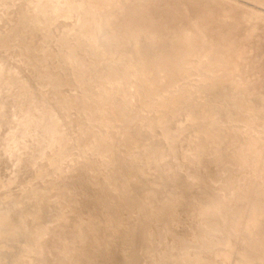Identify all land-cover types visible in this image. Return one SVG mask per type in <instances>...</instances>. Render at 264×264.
Here are the masks:
<instances>
[{
  "label": "bare ground",
  "instance_id": "6f19581e",
  "mask_svg": "<svg viewBox=\"0 0 264 264\" xmlns=\"http://www.w3.org/2000/svg\"><path fill=\"white\" fill-rule=\"evenodd\" d=\"M6 1L5 4L7 5L9 0L7 3ZM14 1L16 0H13L12 3ZM18 1L14 4L17 5ZM34 1L27 3V12L30 9L29 7L32 10L29 12L28 17L25 15L26 20L21 14L25 22L21 20L19 25V21H17V25L20 26L18 29H14L13 24H10V26H12L11 29L15 30L14 32L13 30L10 31L9 26L6 27L8 28L6 30L13 32V34L12 37L7 36L8 38L5 36V40L7 41L10 37L14 39L7 42L3 40V43L0 44L1 47L4 46L5 48L2 49L7 52L11 48L8 46L9 49L6 48V44L11 45L10 42L13 43V40H16V42L19 40L16 45L15 42L13 43L15 46L12 44V49L16 50L13 54L18 57L24 56V53L26 54L24 59H29L26 65H29L28 68L31 70L29 72L27 69L26 72L34 73L35 84L40 94L50 95L51 98L50 101L47 96L45 97L44 105L46 108L41 107L42 110H34V113L32 110L30 111L34 114L31 117V119H34L31 121L33 123V120H35L37 125L35 122L33 124L36 126L29 125L27 132L32 133L35 129L39 131L37 127H40V129L43 128L42 130L45 131L46 135L48 133L49 138V134L58 132L57 124L59 128L62 127V130H65V127L67 129L71 121L67 122L66 120L68 126L63 128V126H59L61 124L65 125L66 122L63 118L65 123L60 121L62 120L60 118H56L60 121L59 123L54 120L55 112L59 108L65 114L67 113L68 117L71 112L73 115V112L76 111V116L83 113L82 116L88 120L89 124L99 123V126H102L105 123L104 127L99 130L100 127L99 129L97 127L93 129L95 127L85 121V124L89 127L85 124L82 127H88L86 129L89 131L85 130L81 134L84 133V144L86 146L88 145L92 150L99 151L98 161L102 169L104 168L103 165L106 166L102 170L100 179L101 182L108 183L106 184L108 186L106 192L109 197L106 207L107 216L111 219L113 226L115 225L112 226L113 229L117 230L118 228V230H121L122 238L129 244L130 241H134L135 237L128 233V224L131 222V225H134L133 227H141L139 235L142 241H139L142 243L140 247L133 252L130 247H123L124 253L132 252L130 254V264H264V0H100L99 4V1L96 0V4V1L93 0L94 5L100 10L96 11L99 13L97 16L95 15L96 18L91 19L92 23H89V18L85 16L82 21L79 19L83 25H81L80 31L77 24V32H73L76 26L72 22V26H74V29L71 30L72 35L74 33L79 34L82 30L84 35L86 29L84 32L82 28H85L86 24L95 26L92 31V33L95 31L94 36H92V33L89 36V40L85 44L87 46L84 48V54L80 52L84 56L81 55L80 58H75L73 50H71V53L67 49L68 46L65 48L68 40L63 33V37L56 39L59 40L57 42L60 45H64L61 48L62 50L60 49L64 55L58 59V62L63 66L68 67L70 65L73 67L70 72L63 67H60V69L57 65L55 67L49 64L48 55L54 56L52 55L54 52L49 50V44L44 43L39 47L35 44L36 49H33L35 53L31 51L30 48L35 47L33 45L35 40L29 34H32L34 30L37 33L41 31L43 36L45 32H48L49 34H46L45 37L47 35L48 39L51 37L50 26L53 24V19L49 17V8L52 10L51 3L56 2L51 1L49 3L51 7L48 5L47 11L46 7L43 8L45 2L42 5V1L45 0H36L33 7L30 6ZM65 1L68 2V0ZM79 1L75 4L77 9L79 7V11L83 8V12H87V10L91 12L94 8V6H91L93 1ZM10 2L9 5L12 7ZM22 2L20 5L23 4ZM56 3L62 6L60 0ZM1 5L0 10L5 13V9H3L5 5L3 4L4 7H1ZM69 8L60 9L64 19L71 16ZM74 8L76 10L75 6ZM13 11L14 9L10 12L14 14ZM57 11L53 9L51 12L54 14ZM7 12H9L8 9ZM96 12L94 9L92 14ZM2 13H0V16H2ZM4 13V19L0 21V24L3 20H8L6 19L7 14ZM53 14L52 17L56 19L55 16L58 17V15L54 14L55 16H53ZM39 15L44 17L43 20H41L42 16ZM63 17L60 16V18ZM121 17H123L121 21H118L120 23L123 21L121 31L120 28H113L115 25L111 28L107 27L105 31H103L105 26H100V23L108 24L104 21H113V18L114 20H120ZM74 18L75 16H73ZM49 19L52 21L50 22ZM10 22L12 21L10 20ZM22 22L25 27L32 23L33 30L29 31L30 26L28 31L25 30ZM116 25H118L117 22ZM3 29H5V26ZM21 29L25 30L23 34L28 37L21 35L22 33L18 34L21 38L14 34ZM6 30H2L4 35L7 34ZM96 32H100L101 36ZM126 32L130 33H127L126 36L124 34ZM60 33L58 36H60ZM65 33L68 36L69 32ZM108 33L111 34L112 44L116 47L113 52L107 51L111 50L107 49V47H111L108 46L111 38H109L108 44H105L104 41L102 43L97 42L99 38L101 40H103L102 38L105 39ZM117 33H119V37ZM81 36L77 39H81ZM125 37H128V39ZM1 39L0 43L2 42ZM107 39L105 41H108ZM69 45L70 49L74 47H71V43ZM76 45L79 46L78 43ZM1 47L0 51H3ZM12 49L8 51L11 54ZM64 50L67 51V54L70 51L71 54L68 57L65 56ZM14 55L10 56L15 59ZM70 55H73L74 58L73 56L69 58ZM88 56H91L92 60H88ZM3 57L0 55L1 64L2 61H6ZM73 63L74 65L76 63V65L73 66ZM101 63L105 65L102 66ZM100 65L103 69L99 67ZM6 66L8 65H5V68H10ZM3 67L0 66V74L5 77L7 72L3 73ZM97 68L105 71L99 73L100 70H97ZM4 70L7 71V69ZM10 70L12 71V69ZM64 75L66 79L68 77V80H64ZM17 76L23 78L20 74H17ZM71 79H73V84ZM19 80L20 83L24 81ZM3 81L1 82L4 83ZM67 81L69 84L66 83ZM98 83L104 84L102 86L104 88L103 90L100 89V92L97 91L99 90V88L97 89ZM29 84L25 80L20 85L21 87L17 91L18 96L32 93L33 90H31L32 87ZM63 87H66L64 91ZM146 96L150 97V100L147 99L148 103L141 106L144 110L139 108L141 109L139 114L136 111L138 116L133 117V119L131 115H134L135 111L133 110L134 113L131 112L134 108L132 105H138V103L146 101ZM83 98L85 102L83 101L84 103L81 105L79 101ZM16 99L18 98L16 97ZM77 106L81 107L82 112ZM138 107L139 105L135 107L136 110H138ZM73 109L76 110L73 111ZM63 111L61 112L63 113ZM149 111L153 112V117L152 114L148 115ZM87 113L90 115V120L86 116ZM56 117L60 116L57 114ZM78 117L81 118L80 114ZM137 122L140 129L135 128ZM114 125L119 127L113 136L114 131L112 134L109 131L115 128ZM113 126L114 128H111ZM156 130H159L160 133ZM60 133L56 135L55 140L52 138L54 141L49 140L58 145L62 144L63 140L61 139L65 137ZM30 134H28L29 138ZM25 141L23 140L24 143ZM119 141L122 143L120 146L123 144L127 146L125 148L127 156L117 168L115 166V149L113 148H116L114 142ZM23 142L21 141L22 145H17L19 149H15L16 153L27 150V145L31 146V144H26L27 142L24 144ZM76 142L73 145L74 147L80 144ZM36 143L38 144V142ZM109 144L115 146H111L110 149ZM88 146L85 148H88ZM37 150L39 151V149ZM57 150L59 151V148ZM95 150L94 152H96ZM7 151L9 150L7 149ZM41 151L43 152V149ZM21 154L22 159H25L23 157L25 153ZM21 154L17 155L21 156ZM40 154L37 153V155ZM46 154L45 152L44 155L47 157L44 159L48 158ZM5 155L4 158L10 154L6 153ZM38 157H36V160H38ZM36 160H34V166L35 164L36 166L39 163L41 164V159H39V162ZM18 162L23 163L21 160ZM42 162L44 163V160ZM36 166L34 170L37 168ZM38 169L43 170V167L35 170L37 171L35 174L37 173L40 176L38 173L41 171L39 172ZM112 170L116 171L115 175H113ZM100 171L99 173H101ZM116 190H121V192H113ZM110 191L111 195L109 194ZM58 211L60 212V210ZM120 213L125 215L122 222L119 220ZM5 222V218L1 214L0 227L5 225ZM44 231L40 232L38 236L42 237ZM6 233H4V236ZM78 233H76L77 236ZM80 240L82 241L81 238ZM237 248H239L238 251L235 250ZM236 251L237 254L239 252V259L236 257ZM232 254L236 259H233ZM137 257L139 258L138 261L135 260ZM128 259L127 257L126 264H129Z\"/></svg>",
  "mask_w": 264,
  "mask_h": 264
},
{
  "label": "rangeland",
  "instance_id": "374dc122",
  "mask_svg": "<svg viewBox=\"0 0 264 264\" xmlns=\"http://www.w3.org/2000/svg\"><path fill=\"white\" fill-rule=\"evenodd\" d=\"M5 1L6 0H0V5L1 7L3 6V4L5 5V7L9 5V2L7 3V5L5 4ZM13 0H11L10 3H12ZM18 1V0H16ZM14 1V2H16ZM20 1V2H19ZM17 5L16 3L14 4V2L12 3V7L10 6L9 8L12 10L14 9L13 13L12 14L10 11L9 8L7 12V9L4 7L3 9H5V14L2 10H0V13H4L6 15V19H8L7 21L6 20H3V22H1L0 24V31H1V36L0 38L1 39V43H3V40H5V36L6 38H8L9 36H11L13 34V32L15 30L11 29L12 26H14L15 28L14 29H18L20 26L17 25V21H19V25H20V21L23 20L25 22V20L27 19L26 17H28L29 15V12H31L32 8L29 7L30 9H28L29 11L27 12V3H31V1L33 0H19ZM22 1H25V5ZM36 1V0H35ZM34 2H32L33 4H30V6L34 5ZM51 1H56L58 2L57 0H50L48 1L47 0V3H46V0L45 1H42V5H44V2H45V6L43 7L45 9L46 7V10L48 11V8L51 7V9H55V10H58L56 13L54 12V14L58 15V17H56L50 10L49 8V14L51 17V19H53V24L50 26V35L51 37L48 39V35L47 37L46 34H49L48 32L44 34L43 36V33L40 31V33L36 32L34 30V32H32V34H29L31 35L32 39L35 40L33 41V45L37 47H39V45H42V44H46L48 45L49 44V50H51V52H54L52 55H54L53 57L48 55V60H49V64L51 66H59L60 67H63L65 70H67L68 72L72 71V68L70 65H68V67L66 66H63V64L59 63L58 62V59H60L61 56L64 55V53L61 51L62 47H64V45H60L57 41L59 40H56L58 39L59 37H63V34H64V37L66 35L67 37V41L66 44H65V48L68 46H70L69 44L71 43L73 47L72 49H70V47L67 49H69L70 51L73 50V54L75 56V58H80L81 55H83L85 52L84 48L87 46L85 44H87V40H89V36H91V33L92 31L94 30V27L93 24L91 25H88L86 24V27L85 28H82L84 29V32H85V29H86V32L84 33L83 35V30L82 32L79 34L78 33H74L72 35V32L71 30L75 28L74 31L77 32V29H78V26H79V31H80V27H82V20L84 19L83 17L86 16V18H89V23L91 22L92 23V20L94 17L96 18L97 13L96 11H99L100 9H98V7H96V5H94L95 3L97 4V1L98 4L100 3V0H95L96 2L94 3L93 0H90L89 2H91V6H94V8L92 9V7H90L92 10L90 12V10H87L88 13H90L88 15V13L85 11L83 12L82 9L79 11V7L77 9V6L75 4H77V2L79 3L80 1L77 0V1H71V0H68L63 2L62 0L61 3H62V6L59 5V3H56L57 6H55L56 4L55 3H51ZM86 2V0H83ZM88 1V0H87ZM23 3L22 5H20V3ZM71 2L69 5L68 3ZM74 2V3H73ZM76 2V3H75ZM51 3V5L49 4ZM64 3V5H63ZM47 4V5H46ZM73 4V5H71ZM15 5V7H17L15 9V7L13 8V6ZM48 5H50L49 7H47ZM71 5V7H70ZM22 6V8H21ZM69 8V10H71V16L68 17V18H65L61 15L62 13L61 10H65L66 8ZM74 6L76 7V11ZM99 6V5H97ZM18 7H19V10L20 12H18ZM64 7V8H63ZM74 9H73V8ZM24 8V9H23ZM26 8V10H25ZM59 8V9H58ZM2 9V8H1ZM25 11H23V10ZM61 9V10H60ZM94 9H95V14H92V12L94 13ZM98 9V10H96ZM147 9V8H146ZM73 10V11H72ZM17 11V13H16ZM24 12H27V13H24ZM83 12V13H82ZM3 13H2V16H0V21H2V19H4L3 17ZM9 13V14H8ZM24 13V14H23ZM85 13V15H83ZM21 14L25 17V20L23 19V17L21 16ZM52 14L53 16H55L56 19H54V17H52ZM17 15V16H16ZM19 15V16H18ZM63 17V18H60V16ZM83 15V16H82ZM96 15V16H95ZM12 16V17H11ZM39 16H42V15H39ZM73 16H75V20L73 19ZM93 16V17H91ZM2 17V18H1ZM20 17V18H19ZM80 17V18H79ZM146 17V16H144ZM144 17L142 18L143 21H144ZM43 16H42V19L39 17V20H43ZM78 18V19H77ZM123 17L119 18L120 20H114L113 18V21H104V22H107L108 24L106 25V23H100V26L102 27V25H104L105 27L103 28L105 31L106 28L113 26L115 25V27L113 26V28H117L119 29L120 28V31H121V27L123 25V21L121 22H118V21H121ZM17 19V20H16ZM79 19L81 21H79ZM12 21L9 23V21ZM50 20V19H49ZM49 20H47L49 22ZM73 20V21H72ZM52 20H50L51 22ZM59 21V22H58ZM70 21V22H69ZM115 21V24L113 23ZM27 22V21H26ZM58 22V23H57ZM72 22H74V26H72ZM78 22V23H77ZM103 22V21H102ZM112 22V23H110ZM116 22L118 23V25H116ZM15 23V24H14ZM23 23V22H22ZM21 23V24H22ZM76 23V24H75ZM120 23V24H119ZM10 24H13L12 26H10ZM31 24V25H30ZM68 24V25H67ZM78 24V26H77ZM16 25V26H15ZM82 25V26H81ZM110 25V26H109ZM5 26V29H3ZM9 26V27H8ZM18 26V27H17ZM24 23H23V25ZM31 28H30V27ZM29 26L25 27L24 29L31 32V29L33 30L32 28V23H29ZM64 26V27H63ZM99 26V25H98ZM118 26V27H117ZM120 26V27H119ZM8 27L11 30H13V32H10L6 29ZM52 27V28H51ZM62 27V29H60ZM74 27V28H73ZM90 27V28H89ZM54 28V29H53ZM71 28V29H69ZM99 29V27H97ZM6 30L5 32L8 34H5L2 32V30ZM69 29V30H68ZM92 29V30H91ZM98 29H96V31H98ZM116 29V30H117ZM21 29L19 32H15L14 34H17V36L19 37L20 35L18 34H21V35H25L23 34L25 32V30ZM55 30V31H54ZM60 30H61V33H60ZM102 30V29H101ZM110 30V29H109ZM115 30V29H114ZM8 31V32H7ZM11 34H10V33ZM52 32V33H51ZM65 32H69L68 33V36H67V33ZM117 32H119L117 30ZM3 33V34H2ZM27 33V32H26ZM29 33V32H28ZM42 33V34H41ZM60 33V36H58V34ZM63 33V34H62ZM90 33V34H89ZM95 33V31L92 33V36H94L93 34ZM97 34H100V32H96ZM127 33H124L126 36H127ZM130 33V32H129ZM128 33V34H129ZM82 34V36H81ZM119 33H117V36H118ZM123 34V35H124ZM36 35V36H35ZM41 37H40V36ZM111 34L108 33V36H105V39H107L108 41H105L104 38H102L103 40H101L99 38V40L97 39V42H105V44L109 42V38ZM121 36H123L122 34H120ZM124 35V36H125ZM8 36V37H7ZM15 36L17 39L18 37ZM27 36V35H25ZM79 36H81L80 38L81 39H77V37L79 38ZM88 36V37H87ZM98 37V35H96ZM99 36V37H100ZM12 37V36H11ZM11 41L12 39L14 38H11ZM28 37V36H27ZM53 37V38H52ZM119 37V36H118ZM129 37V36H128ZM128 37H125L126 39H128ZM4 38V39H3ZM21 38V36H20ZM46 38V39H45ZM59 38V39H60ZM8 39V40H10ZM52 39V40H50ZM65 39V38H64ZM70 39V40H69ZM7 40V41H8ZM44 40V41H43ZM48 40V41H47ZM75 40V41H74ZM6 41V42H7ZM19 41V40H18ZM17 41V42H18ZM38 41V42H37ZM15 42V43H14ZM16 40H13V43L16 45L17 44ZM50 42V43H49ZM112 38L110 40V44H108V46L110 45L111 47H107V49H111V50H107V51H111L113 52L116 47L115 45L113 46L112 44ZM9 43V42H8ZM11 45L13 44L12 42H10ZM38 43V44H37ZM69 43V44H68ZM78 43L79 46H77L76 44ZM5 44V43H4ZM13 44V45H14ZM51 44V45H50ZM68 44V45H67ZM74 44V45H73ZM81 44V46H80ZM10 44H6V48L10 47L11 49L13 48V45L11 46ZM14 45V46H15ZM85 45V46H84ZM8 46V47H7ZM36 46L33 48L31 47V51L33 53H35L33 51V49H36ZM1 47V45H0ZM76 47V48H75ZM113 47V48H112ZM115 47V48H114ZM4 46L1 47V50L3 51H0V55L6 59V61L2 58V60L5 61V64L4 61H2V64L0 62V66L3 67L4 69H7L4 70L3 68V73L7 72V74L5 73V77H3L4 75L0 74V79L3 78L2 80H4L2 83H0V213L3 214V217L5 218L6 222H5V225H3L2 227H0V264H126L127 263V257L129 258L128 259V262L129 264L131 263L130 262V254H132V252L139 248L141 243L140 241L141 240V237L139 235L140 233V229L141 227H133L134 225L132 224L131 225V222L128 224V233L133 235L135 237L134 241H130L131 243H126L124 241V238H122V231L121 230H114L113 227V224H112V221L111 219L107 216V199H108V195H107V192L106 190H108V186L106 184L108 183H104V182H101V175H102V170L106 167L105 165L104 168L102 169L101 167V164L99 163L98 159H99V151L98 150H95L92 148H90L88 145V148H85L87 147L84 142H85V139H84V133L81 134V132H85V130H87L86 128H88L89 126L85 124V121L86 123L88 122V120L82 116L81 113L80 114V117L79 118V114L78 116H76L77 114H75V110L76 109H73V115H72V112L70 113L69 117L67 116V113L65 114V112L63 110H61L59 107V109L55 112V119L58 123L60 121H64L67 122L71 121L70 124H68L67 122L65 123V125H62L61 122L59 126H68L67 129L65 127V130L63 132V130L61 128L58 127V124L56 125L57 127V131L60 133V135H63V137H65L64 139L62 138L61 140H63V143L62 144H56L55 142L52 143L51 140H55L56 139V135H58L59 133L57 132L56 134H51L53 136H51L49 134V138H48V133L46 135V133L43 132V128L40 129V127H37L39 131H37L35 129V131H32V135L30 133L27 132V128L30 126H36V121L33 120V123L35 122V124L32 123V118L34 116V110H42L41 107L43 108H46V106L44 105V100H45V97L47 96L49 98V100L51 99L50 98V95H47V94H43L38 91L37 87H36V84H35V75L34 73H28L26 72L27 71H31L29 70L28 66L29 65H26L28 64L27 61L29 59L26 58V60L24 59V56L26 55L25 53L23 54L24 56H15L13 53H15L16 50H13L12 49V54L8 51H11V49H9L7 52L4 51ZM63 48V49H65ZM15 49V48H14ZM54 49V50H53ZM61 49V50H60ZM59 50H60V55L58 54L59 53ZM67 54L66 50H64V52L66 53L65 56L72 53ZM78 51V52H77ZM106 51V52H107ZM5 52V53H4ZM56 52V53H55ZM83 53V54H80ZM2 53V54H1ZM80 54V55H79ZM10 55H14L15 56V59L14 57L10 56ZM55 55H58V56H55ZM34 56V55H33ZM71 56V55H70ZM69 58H72V56ZM73 56V58H74ZM84 56V55H83ZM92 57H94V55L91 54ZM90 56V57H91ZM23 57V59H22ZM32 57V55H31ZM52 57V58H50ZM89 57V56H88ZM88 60H92V58H90ZM18 58V59H16ZM35 58V57H34ZM83 58V57H81ZM19 60V61H18ZM24 60V61H23ZM1 61V60H0ZM22 61V62H21ZM58 62V63H57ZM23 63V64H22ZM8 65L10 68H5V65ZM53 64V65H52ZM76 65V63H75ZM74 63H73V66H75ZM101 65H105L103 63H101ZM99 66L100 68H102V66ZM6 66V67H8ZM24 67V68H23ZM49 67V65H48ZM19 68V69H18ZM26 68V69H25ZM9 69H12V72L11 70L9 71ZM21 72V73H19ZM25 69V70H24ZM51 69V68H50ZM61 69V68H60ZM103 69V68H102ZM16 72H15V71ZM97 70H100L99 68H97ZM49 73L51 74L50 70H48ZM105 70H100L98 71L99 73H103ZM9 72V74H8ZM18 72V73H17ZM94 72V71H93ZM13 73V74H11ZM17 73L18 75H22V77L24 78H21L19 76H17ZM33 74V75H32ZM72 74V73H70ZM13 75V76H12ZM16 75V76H15ZM65 76V75H64ZM62 76V77H64ZM15 77V78H14ZM18 77V78H17ZM10 78V79H9ZM71 78V77H70ZM91 78V77H89ZM26 80L27 82H29L30 86L32 87L31 90L32 93L31 94H25V96H18L19 94L17 93L18 88L21 87L20 85H22L24 83V81H22V83H20V80ZM10 80V81H9ZM12 80V81H11ZM64 80H68V77L66 79V76L64 78ZM19 81V82H18ZM73 79H71V83H72ZM7 82V83H6ZM70 82V80H69ZM69 82L67 81L66 83L69 84ZM73 84V83H72ZM28 85V84H27ZM104 84H97V89L99 88V90H97L98 92H100L101 90H103L104 87H102ZM2 86V87H1ZM11 88V89H10ZM66 87H63V91ZM36 89V90H34ZM101 89V90H100ZM10 91V92H9ZM38 91V92H37ZM37 92V93H36ZM65 92H67L65 90ZM85 94V93H84ZM7 95V96H6ZM34 95V96H33ZM13 96V97H12ZM15 96V97H14ZM40 96V97H39ZM16 97L18 99H16ZM42 97V98H41ZM147 97V96H146ZM41 98V99H39ZM47 98V99H48ZM146 101H143L141 103H138L139 107H138V110H136L135 107H137L138 105H132L133 108L132 109V113L133 110L135 111L134 115H131V117H137V112L138 114L140 113V110L143 108H141L142 105L148 103V100H150V97H147L145 98ZM144 99V100H145ZM40 101V102H39ZM51 101V100H50ZM84 101V98L83 100L79 101L80 104L82 105V103ZM10 102V103H9ZM17 102V104H16ZM27 102V103H26ZM42 102V103H41ZM49 102V101H47ZM40 103V105H39ZM15 104V105H14ZM141 104V105H140ZM53 105V104H52ZM119 105V104H118ZM54 106V105H53ZM80 106V105H79ZM78 107V109L80 110V108ZM10 107V108H9ZM28 107V108H27ZM55 107V106H54ZM119 107V106H118ZM30 108V109H29ZM141 108V109H139ZM32 110V112H30ZM77 110V111H79ZM144 110V109H142ZM16 111V112H15ZM60 111V112H59ZM63 111V113L61 112ZM81 111V110H80ZM137 111V112H136ZM82 112V111H81ZM142 112V111H141ZM20 113V115H19ZM62 113V114H60ZM77 113V112H76ZM153 112L149 111L148 115H151ZM30 114V115H29ZM57 114L60 116V117H56ZM66 117H63L64 115ZM7 116V118H6ZM70 116H73L70 118ZM87 117H89V120H90V115H88V113L86 114ZM152 117L154 116V114L151 115ZM150 116V117H151ZM3 117V118H2ZM151 117V118H152ZM2 118V119H1ZM56 118H60L62 120L58 121ZM73 118V119H72ZM77 118V119H75ZM4 119V120H3ZM69 119V120H68ZM134 119V118H133ZM25 120V121H24ZM76 120V121H75ZM84 123H83V122ZM92 121V120H91ZM28 122V123H27ZM77 125H76V123ZM2 123V124H1ZM13 123V124H12ZM80 123V124H79ZM83 123V124H82ZM91 123V122H90ZM98 123V122H97ZM123 123V122H121ZM27 124V125H26ZM32 124V125H31ZM68 124V125H66ZM75 124V125H74ZM85 126H88V127H82V125ZM89 124V122H88ZM105 124V123H104ZM103 124V125H104ZM137 125L135 126L138 127L139 126V123L137 122L136 123ZM6 125V126H5ZM81 125V126H80ZM89 125H93L95 128L90 127L91 129H96V127L101 130L102 127H104L101 123L102 126H99V123L98 124H89ZM15 126V127H14ZM115 126V128H114ZM113 127L111 128H114V129H111L109 131L111 134L113 133V136L115 135V133L117 132V128L119 127L118 125H114ZM79 127H81L80 129H78ZM14 128V129H13ZM19 128V129H18ZM89 128V129H90ZM139 128V127H138ZM13 129V130H12ZM61 129V130H60ZM77 129V130H76ZM90 129V130H91ZM140 129V128H139ZM116 130V131H115ZM137 130V129H136ZM18 131V132H17ZM69 133H68V132ZM71 131V132H70ZM89 131V130H87ZM140 131V130H138ZM157 132L160 133L159 130H156ZM11 132V133H10ZM33 132H34V135H33ZM35 132H36V135H35ZM78 132V133H77ZM25 133V134H24ZM157 133V134H159ZM28 134H30V138L28 137ZM9 135V136H8ZM14 135V136H13ZM17 135V136H15ZM67 135V136H66ZM71 135V136H70ZM14 139H12L13 137ZM34 136V138L32 137ZM24 137H26L27 139H25ZM41 137V138H40ZM67 137V139H66ZM77 137V138H76ZM83 137V138H82ZM22 138V142L23 140L25 141L26 144H31V146H28L27 145V150H24L23 152H20L18 151L16 153V150L15 149H19V145H22L21 144V141L20 139ZM53 138V139H52ZM39 139V140H38ZM41 139V140H40ZM51 139V140H49ZM73 142H72V140ZM77 141H75V140ZM7 140V141H5ZM14 140V141H13ZM53 140V141H54ZM67 140V141H66ZM71 140V141H70ZM84 140V141H83ZM117 140V139H116ZM115 140V141H116ZM12 141V142H11ZM36 142H38L37 145ZM44 141V142H43ZM66 141V142H65ZM83 141V142H82ZM118 141V140H117ZM30 142V143H29ZM32 142V143H31ZM51 145H50V143ZM75 142L76 143H80L79 145H76L78 147H74L73 145H75ZM82 142V143H81ZM24 143V142H23ZM24 143V144H25ZM55 143V144H54ZM68 143V144H67ZM70 143V144H69ZM74 143V144H73ZM19 144V145H18ZM53 144V145H52ZM83 144V145H82ZM116 146H115V145ZM114 144H109V148L111 149L112 147L111 146H115L116 148H113L115 149V166L117 168H119L120 164H122L124 158H126V152H125V148L127 147L125 144L121 145V141L119 142H114ZM118 144V145H117ZM18 145V146H17ZM40 145H42V147H40ZM57 145L58 148H59V151L57 150V146L56 147H53ZM71 145V146H70ZM9 146V147H8ZM11 146V147H10ZM17 146V148H16ZM48 146V147H47ZM67 146V148H66ZM6 147V148H5ZM15 147V148H14ZM39 147V148H38ZM45 147V148H43ZM51 147V148H50ZM64 147V148H62ZM81 147H83L81 149ZM29 148V149H28ZM39 149V151L37 149ZM57 148V149H56ZM66 148V149H65ZM7 149L9 151H7ZM43 149V152L45 150V152L47 153L46 155H48V158L47 159H44L46 158L45 157V152L43 153L41 150ZM61 149V151H60ZM5 150H6V153L12 155V157H10V155H8V157H10L8 159V157L4 158V155L6 154L5 153ZM15 150V151H14ZM20 150H21V146H20ZM32 150V151H31ZM37 152H36V151ZM63 150V151H62ZM91 150V151H90ZM94 150L96 152H94ZM121 150V152H120ZM4 151V153H3ZM22 151V150H21ZM31 152L29 155L27 154V152ZM35 151V152H33ZM87 151V152H86ZM118 151V152H117ZM43 154L41 155L40 154ZM58 152L59 155H58ZM86 152V153H85ZM21 153H25L23 154L24 158L26 159H22V154ZM37 153H39L40 155H37ZM53 153V154H52ZM75 153V154H74ZM17 154H21V156L17 155ZM91 154V155H90ZM121 154V155H120ZM27 157H26V156ZM63 155V156H62ZM70 155V156H69ZM6 156V155H5ZM35 156V158H34ZM40 156V157H38ZM52 156V157H51ZM59 156V157H58ZM62 156V157H61ZM64 156L67 158L64 159ZM36 157H38L36 160ZM57 157V158H55ZM94 157V158H93ZM13 158V159H12ZM18 158V159H17ZM29 158V159H27ZM83 158V159H82ZM96 158V159H95ZM23 161V163L21 162H18V161ZM39 159H41V164L44 165L42 166L40 163L38 164L39 166L43 167V170L41 169V167H39L38 165L35 166L37 168H40L41 170L38 169V171L40 173H38L40 176L37 175V173L35 174V171L34 170V160L36 161H40ZM50 159V160H49ZM9 160V161H8ZM44 160V163L42 162ZM46 160V161H45ZM78 160V161H77ZM29 161V162H27ZM48 161V162H47ZM33 162V163H31ZM36 162V163H38ZM53 162V163H52ZM60 162V163H59ZM57 163V164H56ZM67 163V165H66ZM75 163V164H74ZM14 164H17L16 166ZM56 164V165H54ZM59 164V165H58ZM30 165V166H29ZM63 167H62V166ZM24 166V167H23ZM26 166V167H25ZM33 166V167H32ZM50 166V167H48ZM65 166V167H64ZM17 167V168H16ZM48 168V171H47V168ZM97 167V169H96ZM115 167V168H116ZM23 168V170H22ZM33 168V170H32ZM46 168V169H45ZM62 168V169H61ZM66 168V169H65ZM60 169V170H59ZM70 169V171H69ZM77 169V170H75ZM80 169V170H78ZM95 169V170H94ZM16 170V171H15ZM23 172H22V171ZM45 170V171H44ZM51 170V171H50ZM68 170V171H67ZM75 170V171H74ZM98 170V171H97ZM101 170V171H100ZM32 171V172H31ZM56 171V172H55ZM99 171L101 173H99ZM113 172V175H115L114 173L116 171L112 170ZM21 172V173H20ZM55 172V173H54ZM60 172V173H59ZM95 172V174L93 175V173ZM19 173V174H18ZM43 173V174H42ZM23 174V175H21ZM49 174V175H48ZM91 174V175H90ZM6 175V176H5ZM37 175V177H35ZM46 175V176H45ZM96 175V176H95ZM2 176V177H1ZM25 176V177H24ZM45 176V177H44ZM21 177V178H20ZM41 177V179H40ZM48 177V178H47ZM54 177V178H53ZM4 179V180H3ZM6 179V181H5ZM31 179V180H30ZM52 179V180H51ZM72 179V180H71ZM8 180V181H7ZM38 180V181H37ZM63 180V182H62ZM84 180V181H83ZM42 181V182H41ZM55 181V182H54ZM3 182V183H2ZM11 182V183H10ZM32 182V184H31ZM93 182V183H92ZM98 182V183H97ZM6 183V184H5ZM3 184V185H2ZM46 186H45V185ZM64 184V185H63ZM104 184V185H103ZM72 185V186H71ZM44 186V187H43ZM93 186V187H92ZM36 188V189H35ZM41 188V189H40ZM52 188V189H51ZM99 188V189H98ZM8 189V190H7ZM11 189V190H10ZM29 189V190H28ZM121 189V188H120ZM69 190V191H67ZM28 191V192H27ZM64 191V192H63ZM72 191V192H70ZM121 192V190H116V191H113V192ZM18 192V193H17ZM43 192V193H42ZM80 192V193H79ZM29 193V194H28ZM47 193V194H46ZM85 193V194H84ZM55 194V195H54ZM74 194V195H73ZM109 194L111 195V191L109 192ZM23 195V196H22ZM31 195V197H30ZM52 195V197H51ZM43 196V197H42ZM81 196H84V197H81ZM39 197V198H38ZM58 197V198H56ZM70 197V198H69ZM73 197V198H72ZM75 197V198H74ZM45 198H47L46 202H45ZM54 200H53V199ZM56 198V199H55ZM82 198V199H81ZM104 198V199H103ZM25 199V200H24ZM90 199V200H89ZM63 200V201H62ZM34 203H33V202ZM24 202V203H23ZM22 203V204H21ZM105 203V204H104ZM65 204V205H64ZM90 204V205H89ZM39 205H42L41 207ZM55 205V206H54ZM64 205V206H63ZM87 205V206H86ZM95 205V206H94ZM30 206V207H29ZM83 206V207H82ZM35 207V208H34ZM40 209H39V208ZM54 207V208H53ZM105 207V208H104ZM29 208V209H28ZM51 208V209H50ZM31 209V210H30ZM2 210V211H1ZM35 210V211H34ZM46 210V211H45ZM60 210V212L58 211ZM63 210V211H62ZM123 211V210H122ZM40 212V213H39ZM58 212V213H57ZM87 214H86V213ZM101 212V213H100ZM124 212V211H123ZM47 213V214H46ZM0 214V215H1ZM64 214V215H63ZM66 215V216H65ZM68 215V216H67ZM77 215V216H76ZM103 216V217H102ZM125 215H123V213H120V216H119V220L120 222L123 221V217ZM58 217V218H57ZM62 217V218H61ZM24 218V219H23ZM50 219V220H49ZM58 219V220H56ZM55 221V222H53ZM67 221V222H66ZM63 222V224H62ZM53 223V224H52ZM99 223V224H98ZM55 224V226H54ZM67 224V225H66ZM137 225V224H136ZM77 226V227H76ZM113 226V227H112ZM131 226V228H129ZM25 227V228H24ZM86 227V228H85ZM3 228V229H2ZM82 228V229H81ZM64 229V230H63ZM81 229V230H80ZM4 230H6V232H4ZM45 230V231H44ZM57 230V231H56ZM80 230V231H79ZM103 230V231H102ZM45 232L43 234L42 237H39L38 234L40 232ZM64 231V232H63ZM60 232V233H59ZM79 232V233H78ZM86 232V233H85ZM93 232V233H92ZM136 232V233H135ZM4 233H6V235L4 236ZM75 233V234H74ZM78 233V236L77 234ZM81 234V235H80ZM95 234V235H94ZM106 234V235H105ZM34 235V237H33ZM47 235V237H46ZM68 235V236H67ZM108 235V236H107ZM112 235V236H111ZM130 235V236H131ZM118 236V237H117ZM137 236V237H136ZM46 237V238H45ZM79 237V238H78ZM97 237V238H96ZM100 237V238H99ZM80 238L82 239V241L80 240ZM109 238V239H108ZM15 239V240H14ZM98 239V240H97ZM60 240V241H59ZM140 240V241H139ZM4 241V242H3ZM74 241H76L74 243ZM88 241V242H87ZM105 241V242H104ZM42 242V243H41ZM109 242V243H108ZM24 243V244H23ZM79 243V244H77ZM83 243V244H82ZM86 243V244H85ZM104 243V244H103ZM88 244V245H87ZM103 245V246H102ZM123 245V246H122ZM132 245V246H131ZM134 245V246H133ZM138 245V246H137ZM83 248H82V247ZM89 246V247H88ZM92 246V247H91ZM128 246V247H127ZM69 247V248H68ZM123 247L124 248H131L132 252L131 253H124L125 250H123ZM27 248V249H25ZM30 248V249H29ZM56 248V249H55ZM82 248V249H81ZM89 248V249H88ZM115 248V249H114ZM44 249V251H43ZM84 249V250H83ZM86 249V250H85ZM106 249V250H104ZM239 248L235 249L238 251ZM80 250V251H79ZM108 250V251H107ZM91 251V252H90ZM120 251V252H119ZM237 251H236V257L238 258V254H237ZM36 252V253H35ZM90 252V253H89ZM108 252V253H107ZM116 252V253H115ZM89 253V254H88ZM113 253V254H112ZM234 253V251H233ZM34 254V255H32ZM68 254V255H66ZM116 254V255H115ZM122 254V255H121ZM128 254V255H127ZM27 255V256H26ZM96 255V256H95ZM119 255V256H118ZM127 255V256H126ZM41 256V257H40ZM134 257V255H132ZM25 257V258H24ZM48 257V259H47ZM91 257V258H90ZM96 257V258H95ZM125 257V258H124ZM232 257L233 254H232ZM24 258V259H23ZM99 259V260H98ZM103 259V260H102ZM115 259V260H114ZM125 259V260H124ZM233 259H236L235 257ZM239 259V258H238ZM49 260V262H48ZM77 260V261H76ZM87 260V261H86ZM98 260V261H97ZM112 260V261H111ZM120 260V261H119ZM136 261L139 260V258L137 257L135 259ZM25 261V262H24ZM89 261V262H88ZM102 261V262H101ZM125 261V262H124ZM7 262V263H6ZM67 262V263H66ZM97 262V263H96ZM100 262V263H99ZM121 262V263H120Z\"/></svg>",
  "mask_w": 264,
  "mask_h": 264
}]
</instances>
